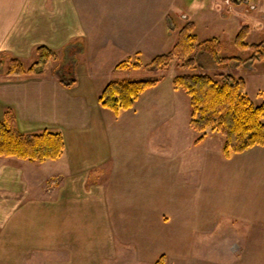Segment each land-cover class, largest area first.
I'll use <instances>...</instances> for the list:
<instances>
[{"label": "crops", "instance_id": "1", "mask_svg": "<svg viewBox=\"0 0 264 264\" xmlns=\"http://www.w3.org/2000/svg\"><path fill=\"white\" fill-rule=\"evenodd\" d=\"M129 2L0 0V57L86 44L71 59L70 87L58 68L0 74V119L11 113L22 134L65 142L55 161L0 158V264H264V146L226 157L221 134L197 142L176 72L127 111L100 104L113 74L143 67L116 69L136 18L115 13L117 36L102 38L82 11L151 8Z\"/></svg>", "mask_w": 264, "mask_h": 264}, {"label": "trees", "instance_id": "2", "mask_svg": "<svg viewBox=\"0 0 264 264\" xmlns=\"http://www.w3.org/2000/svg\"><path fill=\"white\" fill-rule=\"evenodd\" d=\"M248 34L247 27H243L236 37V46L240 50L253 51L250 61L263 60L264 43H247ZM223 49L222 41L217 38L200 41L195 34V24L187 23L178 33L173 49L156 56L146 65L158 74L156 77L113 80L103 91L99 102L116 114L127 111L143 93L157 86L165 78V73L176 67L175 88L184 90L190 96V125L194 131L203 134L197 142L203 141L207 131L221 134L225 139L223 151L226 157L264 146V102L256 105L246 92L245 79L235 73L247 61L240 57H223ZM58 59L52 49L40 46L34 65L26 69L19 59L12 58L6 75L40 76L46 72L51 60ZM129 64L130 60H125L116 69H124ZM134 67L141 66L134 64ZM227 68L235 72H228ZM60 72L57 76L63 85L70 87L74 84V80L65 78L63 69ZM64 150L65 142L61 134H22L16 128L13 114L8 113L5 120L0 119V158L15 157L45 163L58 160ZM155 264H167L166 257H160Z\"/></svg>", "mask_w": 264, "mask_h": 264}, {"label": "rangeland", "instance_id": "3", "mask_svg": "<svg viewBox=\"0 0 264 264\" xmlns=\"http://www.w3.org/2000/svg\"><path fill=\"white\" fill-rule=\"evenodd\" d=\"M131 2L144 3L151 8L150 10H143L144 7H136L135 11L122 12L98 9L82 11L91 28L100 30L97 34L102 38L107 37L108 34L117 36L115 31L117 28L114 27L113 20L116 18L115 13L123 15L125 18H136L135 40L128 45L123 57L128 54L126 57H129L132 66L140 63L143 67L119 71L112 75L113 80L156 77L158 74L150 71L146 65L156 56L170 52L177 42L180 30L187 23H194L195 34L200 41L217 38L223 43V57H240L247 61V64L238 68L236 72L229 68L226 70L228 72L234 71L238 76L245 79L246 92L256 105H261L264 102V59L250 61L253 51L240 50L235 44L236 37L243 27H247L249 30L246 38L247 43H264V0H130L129 3ZM144 20L148 21L144 22ZM147 25L149 27L144 29ZM165 26L168 28L167 35L165 33L159 34V30ZM148 29L155 35L150 34ZM120 30H122L121 26ZM145 30L148 31L149 35ZM122 36L124 37V35ZM38 47L40 44L19 59L26 69L37 62ZM84 47L86 44L83 40H78L73 41L71 45L58 52L53 50L59 59L57 61L51 60L48 63L47 73L54 76L57 68L56 73H61L60 71L63 69L65 78L68 81L73 80L71 59L76 56L78 50L81 52ZM108 50L111 51V49ZM104 53L107 52L104 51ZM122 54L120 53V55ZM12 58L15 57L10 54L0 57V74L7 71ZM170 71L174 74L175 72L178 73L176 67ZM42 109L45 112L48 110L46 106Z\"/></svg>", "mask_w": 264, "mask_h": 264}]
</instances>
